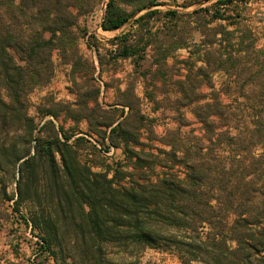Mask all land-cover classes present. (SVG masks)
<instances>
[{
	"label": "trees",
	"instance_id": "trees-1",
	"mask_svg": "<svg viewBox=\"0 0 264 264\" xmlns=\"http://www.w3.org/2000/svg\"><path fill=\"white\" fill-rule=\"evenodd\" d=\"M87 2L0 0V171L13 175L16 207L29 205L28 220L41 234L42 251L52 254L56 264H141L144 254L152 249H173L183 264H252L256 260L264 264V158L230 160L224 155L230 125L238 121L248 130L251 124L261 136L264 114L256 113L253 121H248L244 113L236 112L239 107L224 105L219 94L213 105H197L193 113L211 134L209 141L214 146L206 153L201 139L192 134L184 136L180 129L158 137L154 119L142 114L132 86L107 111L97 103L87 116L73 117L69 107L63 108L64 122L92 119L88 132L66 130L58 123L61 111L43 113L50 119L41 127L29 115V96L49 85L55 76V52L63 64L72 67L73 74L84 67L89 75L96 73L93 64L82 62L79 40L85 33L74 31L80 30V17L93 8ZM135 14L126 13L115 0H109L102 29L116 31ZM154 14L157 12H148L134 23ZM123 38H115L124 44L117 56L134 59L137 67L138 50L144 52L151 43L139 47L127 36ZM252 39L250 68L230 54V96L232 85L240 84L246 70L254 69L257 76L264 74V52L256 49L258 39ZM220 51L216 52L217 70L229 72ZM162 55L166 57V51ZM234 77H238L235 82ZM186 82L176 84L184 96L180 105L189 108L199 102L195 92L200 83L190 77ZM90 88L97 101L99 89ZM257 96L253 103L261 109ZM83 97L85 105L89 98ZM233 101L244 106L239 98ZM83 104L80 106L85 109ZM117 106L127 108L128 113L116 115ZM212 116L217 121L208 123ZM143 131L148 132V143L142 142ZM91 134H96L102 145L108 142L123 151L126 165L119 166L112 178L110 168L93 172V163L80 159V150L90 144L85 136ZM239 136L234 139L240 145L245 139ZM154 141L170 150L156 148L159 153L155 154L151 146ZM246 148L252 155L253 147ZM127 166L134 171H123ZM159 166L167 171L153 181L150 173ZM176 167L182 169L184 177L173 173ZM126 178L130 186L122 185Z\"/></svg>",
	"mask_w": 264,
	"mask_h": 264
},
{
	"label": "rangeland",
	"instance_id": "rangeland-1",
	"mask_svg": "<svg viewBox=\"0 0 264 264\" xmlns=\"http://www.w3.org/2000/svg\"><path fill=\"white\" fill-rule=\"evenodd\" d=\"M87 1L93 8L80 17V30L74 31L78 35L85 33L79 40L82 62L93 64L96 73L91 76L84 67L73 74L70 65L61 66L55 58L56 73L51 83L36 89L29 96V115L36 120L39 127L50 119L49 116H43V113L53 109L61 111L58 123L63 124L70 133L88 132L92 119L77 123L71 118L64 122L66 113L62 111L63 108L69 107L73 117L91 113L97 103L102 110L107 111L111 105L122 99L129 86L133 87L136 97L140 100L142 114L154 119L153 129L158 137L165 136L168 131L180 129L184 136L192 134L191 136L201 139L206 148L205 153L214 146L209 141L211 134L193 113L197 105L202 108L213 105L216 95L219 94L224 105L233 104L236 108L239 107L236 112L244 113L248 121H253L252 117L256 113L264 114V74L257 76L254 69L246 70L239 85L235 82L238 77H234L232 81L235 84L232 85L230 96V54L233 59L241 58L244 65L250 68L254 57L252 37L258 39L256 49L264 52V0H232L227 4H220V1L225 0H115L118 7L126 13L136 12L116 31L102 29L109 0ZM151 11H156L157 14L144 18L138 24L134 23L136 19ZM74 12L76 13L75 10ZM126 36L131 43L139 47L146 42L151 43L144 48V52L138 50L140 59L137 58V67L134 59H122L117 56L118 49L124 44L115 38L125 39ZM242 39L245 40L244 43H241ZM160 49L163 52H160ZM218 50H221L224 60L227 59L228 64L223 65L228 67L229 72L217 70L215 60ZM239 50L243 51L240 53ZM165 51L167 56L163 57L162 53ZM57 54L59 55L58 52ZM261 57L264 62V53ZM189 77L190 80L196 79L200 83L195 92L199 102L187 108L180 105L184 96L176 83L188 82ZM90 86L99 89L97 101L94 98L96 93L93 97ZM85 95L89 98L85 104L86 110L80 106ZM256 95L259 97L258 104L262 106L261 109L254 106L253 99ZM237 98L244 106H238L239 104L233 101ZM117 108L118 116L123 111L128 113L127 108ZM204 111H207V108ZM207 121L213 123L217 118L212 116ZM96 129L105 131L104 128ZM246 129L247 126L245 128L238 121L230 125V140H227L224 146V155L230 156V160L233 157L248 161L253 157L264 158V134L260 136L255 132L256 127L251 124L248 130ZM143 132L142 142L148 143V132ZM238 136L245 139V142L239 145L234 139ZM85 138L90 144L80 150V159L88 164L92 162L93 172L110 168L109 178H112L119 166L126 165V158L121 149L111 147L108 142L102 145L96 134ZM151 146L155 154L159 153L156 148L170 150V147L158 141H154ZM246 147H253L252 155ZM123 171L133 172L134 169L127 166ZM165 171L167 169L157 167L150 173L153 181H156V175ZM173 173L184 177L179 167H176ZM121 183L130 186V179L126 178ZM117 185L115 184L116 187ZM16 201L13 175L0 171V264H56L52 254L42 251L41 234L32 229L28 220L29 205L20 203L16 207ZM228 245L235 247V244L230 242ZM262 256L264 258V253ZM112 258L116 259V256L113 255ZM141 264L183 263L173 249L166 252L152 249L144 254ZM252 264L260 263L256 260Z\"/></svg>",
	"mask_w": 264,
	"mask_h": 264
},
{
	"label": "crops",
	"instance_id": "crops-1",
	"mask_svg": "<svg viewBox=\"0 0 264 264\" xmlns=\"http://www.w3.org/2000/svg\"><path fill=\"white\" fill-rule=\"evenodd\" d=\"M55 58L57 59V62H59L61 64V66H64V67L65 66H69V65H65V64L62 63L61 58L59 57V55L57 54V52L54 53V62H55V65H56V59Z\"/></svg>",
	"mask_w": 264,
	"mask_h": 264
}]
</instances>
